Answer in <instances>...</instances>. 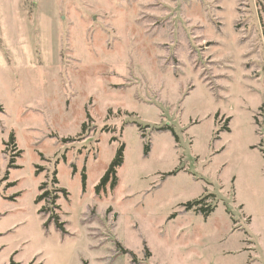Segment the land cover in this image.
Listing matches in <instances>:
<instances>
[{
  "label": "rangeland",
  "instance_id": "374dc122",
  "mask_svg": "<svg viewBox=\"0 0 264 264\" xmlns=\"http://www.w3.org/2000/svg\"><path fill=\"white\" fill-rule=\"evenodd\" d=\"M0 264H264V0H0Z\"/></svg>",
  "mask_w": 264,
  "mask_h": 264
},
{
  "label": "trees",
  "instance_id": "16d2710c",
  "mask_svg": "<svg viewBox=\"0 0 264 264\" xmlns=\"http://www.w3.org/2000/svg\"><path fill=\"white\" fill-rule=\"evenodd\" d=\"M85 124H83L82 126V129L84 130L85 129ZM164 129H169L170 127H163ZM172 129V128H170ZM224 129H228V127H224ZM175 136H176V139L178 138L176 133H174ZM13 140L14 141V135L12 134L11 135V138H10V141ZM8 145V143H7ZM124 149H125V145L124 144H121L120 147L117 149V152H116V155L115 157L113 158V160L110 162L105 174L102 176L100 182L98 183V185L96 186V194H100L101 192H104L106 191L108 185L110 186V188L113 190L117 185H118V176H117V170L118 168L122 165L123 163V154H124ZM149 150V144H146L145 145V153H147ZM13 164V159L11 161V164L10 166ZM57 174H56V171L54 172V177H53V183L54 184H57L58 183V179H57ZM47 181H45L44 183H42L40 185V190H45L43 191L37 198V202H40V201H47L48 204L50 206H53L55 208H58V205H56V201L58 199V195H57V192H61V193H67V190L64 189V188H54L53 190H49L48 189V185H47ZM83 186L84 188L86 187V176L83 175ZM46 188V189H45ZM55 193V194H53ZM203 203V198L201 199H198V200H195V201H192V202H188L186 204V208L188 210L192 209V208H195L197 210H200L204 217H208L209 215V210L207 207H199V205H201ZM46 205L42 206L41 208V212L42 213H50V210H49V207H45ZM54 221L56 226L61 229L63 232L65 231L64 230V223L65 222H60L59 220V216L58 215H55L53 212L52 214L49 216L48 218V221L47 223L49 222H52Z\"/></svg>",
  "mask_w": 264,
  "mask_h": 264
}]
</instances>
